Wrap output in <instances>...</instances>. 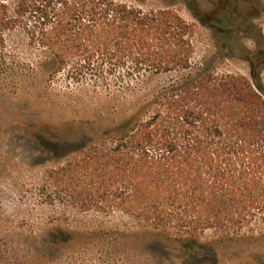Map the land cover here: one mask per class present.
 Returning a JSON list of instances; mask_svg holds the SVG:
<instances>
[{
  "label": "trees",
  "instance_id": "1",
  "mask_svg": "<svg viewBox=\"0 0 264 264\" xmlns=\"http://www.w3.org/2000/svg\"><path fill=\"white\" fill-rule=\"evenodd\" d=\"M144 3L0 0V75L38 67L50 78L121 88V122L80 142L55 173L81 210L119 211L142 246L172 248L184 260L204 259L200 248L264 245L261 78L199 66L196 26ZM10 36L26 37L40 62L11 60ZM208 232L223 237L204 242Z\"/></svg>",
  "mask_w": 264,
  "mask_h": 264
},
{
  "label": "rangeland",
  "instance_id": "2",
  "mask_svg": "<svg viewBox=\"0 0 264 264\" xmlns=\"http://www.w3.org/2000/svg\"><path fill=\"white\" fill-rule=\"evenodd\" d=\"M226 1L144 0L142 6L176 11L196 26L199 66L219 75H259L264 85V40L245 21L248 11ZM254 24L264 26V16ZM7 43L11 60L40 62L26 37L10 36ZM49 78L38 67L0 75V264H264V245L200 248L204 259L184 260L175 249L142 246L135 223L119 211L81 210L68 188L55 185V173L76 158L65 154L80 142L104 137L121 122V88L76 83L67 73ZM47 140L60 148L47 149ZM53 229L73 233V240H58ZM222 237L208 232L202 240Z\"/></svg>",
  "mask_w": 264,
  "mask_h": 264
},
{
  "label": "flooded vegetation",
  "instance_id": "3",
  "mask_svg": "<svg viewBox=\"0 0 264 264\" xmlns=\"http://www.w3.org/2000/svg\"><path fill=\"white\" fill-rule=\"evenodd\" d=\"M226 4L229 8H234L235 11H238L240 6H243L242 8L248 11L249 15L245 21H252V23L250 22V24H247L254 31L256 35L255 39H257V41L264 40V26H257L254 24V21H256L259 16H264V0H228Z\"/></svg>",
  "mask_w": 264,
  "mask_h": 264
}]
</instances>
